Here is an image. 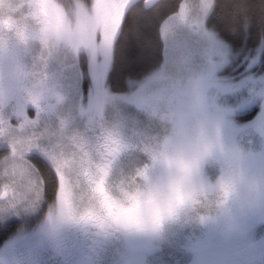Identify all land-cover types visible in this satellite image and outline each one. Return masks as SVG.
<instances>
[{
	"label": "clouds",
	"instance_id": "obj_1",
	"mask_svg": "<svg viewBox=\"0 0 264 264\" xmlns=\"http://www.w3.org/2000/svg\"><path fill=\"white\" fill-rule=\"evenodd\" d=\"M85 13L84 0H0V91L52 105L58 122L44 129L57 177L46 219L86 232L92 250L117 237L159 241L194 214L208 219L243 179L238 157L221 143L220 115L200 78L219 58L205 49L198 58L178 56L168 67L127 76L126 90L103 101L111 115L74 116L63 110L68 99L54 85ZM132 101L145 105L143 126L116 110ZM214 156L226 167L210 185L202 169Z\"/></svg>",
	"mask_w": 264,
	"mask_h": 264
},
{
	"label": "snow or ice",
	"instance_id": "obj_2",
	"mask_svg": "<svg viewBox=\"0 0 264 264\" xmlns=\"http://www.w3.org/2000/svg\"><path fill=\"white\" fill-rule=\"evenodd\" d=\"M129 3L130 0H92L90 7L85 3L84 27L76 33L71 59L54 85L68 99L63 107L65 112L75 116L78 110L107 115L114 111L109 108L105 113L103 101L112 92H120L112 90L109 81L114 68V47ZM148 3L149 0H145V4ZM212 12L214 0H195L180 4L179 12L164 20L159 27L165 58L161 67H168L178 56L194 59L205 49L211 51L219 59L210 62L200 78L212 91V105L219 115L223 114L226 103L221 101L241 82L247 84L249 101L260 108L256 126L264 134V27L258 36H253L251 20L242 15L238 24L224 19L209 29L205 18ZM224 35L231 38V44L225 42ZM201 39L205 41V48L199 46ZM130 63L131 71H137L135 56L130 58ZM152 63H158V58L153 57ZM29 110L34 112V119L29 117ZM116 110L139 117L144 125L142 113L146 109L142 101H132ZM53 112L52 105L41 104L28 94L0 91V144L11 149L16 166L30 181L22 196L14 195L0 206L9 209L34 206L46 194L49 180L56 186V174L46 158L50 141L44 133L46 126L58 123ZM14 118L18 121L15 126L12 124ZM26 157L35 158L52 175L44 177Z\"/></svg>",
	"mask_w": 264,
	"mask_h": 264
},
{
	"label": "rangeland",
	"instance_id": "obj_3",
	"mask_svg": "<svg viewBox=\"0 0 264 264\" xmlns=\"http://www.w3.org/2000/svg\"><path fill=\"white\" fill-rule=\"evenodd\" d=\"M133 1L135 0H130L129 5ZM154 1L149 0L146 5L145 0H142V3L148 6ZM193 2L195 0H182L180 4ZM84 3L90 7L92 0H84ZM178 12L179 7L169 16ZM205 24L211 29L207 24V17ZM164 63L163 52L159 66ZM86 88L85 85V90ZM247 89L248 85L241 82L232 94L221 101L226 103L224 112L220 115L221 143L226 150L238 157L236 167L243 177L227 201L220 207L214 205L206 220L200 221L194 214L193 218L187 221L177 222L159 241L124 237L125 245L113 256L112 264L116 262L128 264L135 261L141 264H231L236 254H242L244 245L250 242L261 244L264 239V134L256 126L260 108L249 101ZM251 108L255 113L250 120L238 117ZM28 115L35 118L32 112H28ZM12 124L15 126L18 121L14 118ZM0 149H4V154L0 158V205H2L14 195L22 196L27 191V178L22 176L16 166L17 161L12 159L11 149L2 144ZM26 160L34 167L38 164L35 158L26 157ZM225 167L224 158L214 156L204 164L202 178L208 184H214ZM253 181L258 182L255 187ZM50 201L42 197L34 206H21L15 209L0 206V220H20L18 230L21 231V234L15 235L17 239H13L15 231L0 242V261L3 264L21 260L19 254L22 251L29 247L33 248L40 242L45 241L51 246L54 245L61 223L51 217L46 219ZM200 212L203 213V210ZM36 215H39L38 218L33 220ZM255 228L258 235L252 236L250 232L254 230L256 232ZM16 247L21 249L17 251ZM255 260L257 264H264V248L258 249ZM250 262L241 261L238 264H251Z\"/></svg>",
	"mask_w": 264,
	"mask_h": 264
},
{
	"label": "trees",
	"instance_id": "obj_4",
	"mask_svg": "<svg viewBox=\"0 0 264 264\" xmlns=\"http://www.w3.org/2000/svg\"><path fill=\"white\" fill-rule=\"evenodd\" d=\"M181 1L155 0L146 6L143 5L142 0H135L127 7L122 31L114 47V68L111 70L109 81L112 90H126L125 77H140L159 66L164 52L162 40L159 39V27L167 16L178 9ZM242 15H247L251 20L252 35L258 36L264 27V0H214V12L207 16V24L212 28L214 24H219L224 19L232 24H238ZM223 38L227 43H232L227 35ZM133 56L138 60V70L135 72L131 71L130 63V58ZM153 57L158 58V63H152ZM254 113V109L251 108L238 117L250 120ZM3 154L4 149H0V158ZM35 167L44 177L52 175L40 162ZM54 190L55 187L49 180L44 199L51 200ZM19 225L20 220H0V242L10 233L17 231Z\"/></svg>",
	"mask_w": 264,
	"mask_h": 264
},
{
	"label": "flooded vegetation",
	"instance_id": "obj_5",
	"mask_svg": "<svg viewBox=\"0 0 264 264\" xmlns=\"http://www.w3.org/2000/svg\"><path fill=\"white\" fill-rule=\"evenodd\" d=\"M30 112L34 113L32 110H29ZM255 229L256 232L255 230L250 232L252 236L258 235L257 228ZM20 232L17 230L14 236L21 234ZM16 236L13 239H17ZM124 241V237L113 238L103 242L95 250H92L90 248V238L86 232L78 229H68L60 224L57 229V239L54 241V245L51 246L45 241L35 244L33 248L29 247V249H25L19 254V257L22 258L21 260H15L8 264H112L113 256L119 249L124 247ZM260 248H264V239L260 245L255 242L244 245L242 254H236L231 264H238L241 261H251V264H257L255 254ZM15 249L18 251L21 248L16 247ZM0 264L3 263L0 261ZM114 264H118V262ZM128 264L141 263L135 261L134 263L129 262Z\"/></svg>",
	"mask_w": 264,
	"mask_h": 264
},
{
	"label": "water",
	"instance_id": "obj_6",
	"mask_svg": "<svg viewBox=\"0 0 264 264\" xmlns=\"http://www.w3.org/2000/svg\"><path fill=\"white\" fill-rule=\"evenodd\" d=\"M2 196H4V193L2 194Z\"/></svg>",
	"mask_w": 264,
	"mask_h": 264
}]
</instances>
